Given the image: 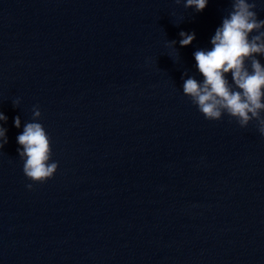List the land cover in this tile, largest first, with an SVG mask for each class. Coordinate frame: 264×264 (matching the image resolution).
<instances>
[{"label":"water","instance_id":"water-1","mask_svg":"<svg viewBox=\"0 0 264 264\" xmlns=\"http://www.w3.org/2000/svg\"><path fill=\"white\" fill-rule=\"evenodd\" d=\"M230 9L0 0V264H264V137L182 93ZM27 122L58 162L43 183L18 156Z\"/></svg>","mask_w":264,"mask_h":264},{"label":"clouds","instance_id":"clouds-1","mask_svg":"<svg viewBox=\"0 0 264 264\" xmlns=\"http://www.w3.org/2000/svg\"><path fill=\"white\" fill-rule=\"evenodd\" d=\"M177 4L181 0H175ZM208 0H184V7L202 11ZM231 9L223 16L222 23L210 39V50L194 52L196 67L203 76L198 81L192 76L184 80L183 95L189 97L206 120H220L227 114L241 128L251 121L264 137V64L257 58L264 57V19H258L256 0H230ZM255 33V34H253ZM181 47L195 39V33H179ZM175 46L176 41H169ZM231 80L228 79V74ZM185 73L184 75H186ZM183 78V76H182ZM19 98L12 101L19 106ZM41 116L38 107L33 108V121ZM7 117L0 112V122ZM14 126H21L20 117H14ZM7 129L0 125V149L8 143ZM18 156L23 161V173L33 182L43 183L52 178L58 162L50 161L52 155L50 137L42 124L27 122L17 136ZM31 189L32 185H26Z\"/></svg>","mask_w":264,"mask_h":264}]
</instances>
